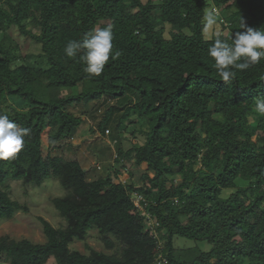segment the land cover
I'll return each mask as SVG.
<instances>
[{"label": "trees", "instance_id": "16d2710c", "mask_svg": "<svg viewBox=\"0 0 264 264\" xmlns=\"http://www.w3.org/2000/svg\"><path fill=\"white\" fill-rule=\"evenodd\" d=\"M210 8L225 13L221 39L230 42L241 19L264 29V0H0V113L29 130L23 149L0 160V224L29 213L11 196L10 181L42 187L54 179L67 191L52 200L67 227L39 218L46 242L3 236L0 258L10 264L51 258L57 264H264V116L255 111V98L264 96V60L224 83L207 54L214 37L202 33ZM109 26L119 56L89 78L83 50L68 57L64 48ZM14 31L39 54H24ZM92 101V112L105 108L97 129L117 151L110 173L91 181L78 160L52 153L83 124L69 108ZM138 125L147 127L146 141L127 154L123 133L131 128L135 137ZM126 158L145 169L140 186L115 181L134 176L123 168ZM149 220L155 234L145 230ZM91 230L109 250L114 238L121 252L70 248ZM177 239L186 242L178 246Z\"/></svg>", "mask_w": 264, "mask_h": 264}, {"label": "rangeland", "instance_id": "374dc122", "mask_svg": "<svg viewBox=\"0 0 264 264\" xmlns=\"http://www.w3.org/2000/svg\"><path fill=\"white\" fill-rule=\"evenodd\" d=\"M217 11L221 20L224 19L225 13L221 9ZM159 28L161 29L162 27L160 26ZM222 28L220 24L219 32L222 31ZM13 35L23 45L24 54L33 55L32 58L39 54L40 50L38 46H34L31 41L20 37L17 31H14ZM36 60L38 59H31V62L35 63ZM79 91L80 87L64 91V94H76ZM95 105L96 103L93 101L88 104L81 102L69 108V111L74 115L83 117V124L73 138L58 144L61 146V149L52 153L53 155H60L67 160H78L87 173V179L91 181L110 173V169L115 164L114 160L117 151L116 145L112 142V137L102 135L97 129L96 123L101 120L105 108H102L97 113L92 112L96 107ZM93 114L95 119L92 117ZM138 129L135 137L131 135V128L123 133L122 146L127 154L135 145L144 144L146 141L147 127L138 125ZM43 149L45 155L50 151L47 132L44 134ZM122 165L126 172H132L134 176L130 178L122 175L115 179V181L124 184L132 182L140 186L142 183L141 177L145 173V169L136 167L127 158L123 161ZM199 167L198 165L197 168ZM175 178H177V181H181L179 176ZM10 186V193L13 199L19 201L21 204L28 205L29 213L19 212L12 220L3 221L0 224V238L9 236L16 240L28 239L34 243H45L46 236L39 218H44L55 228L67 227V221L60 216L52 204L54 198L65 197L67 194V191L58 180L49 179L42 187L26 186L21 181H10ZM137 205H139L138 202ZM154 225L155 222L149 220L145 230L151 234H155ZM111 240L115 242L113 250H109L105 246L97 230H91L85 241H76L70 248L88 254V245L99 252L119 254L122 249L121 244L115 241L114 238H111ZM183 240H176L178 246H183V243L186 242V240ZM201 246L206 251L210 249V246L206 243L201 244ZM152 253L155 254L156 250H153ZM0 264H10V261L7 258H0ZM47 264L57 263L54 258H51Z\"/></svg>", "mask_w": 264, "mask_h": 264}, {"label": "clouds", "instance_id": "9594fccd", "mask_svg": "<svg viewBox=\"0 0 264 264\" xmlns=\"http://www.w3.org/2000/svg\"><path fill=\"white\" fill-rule=\"evenodd\" d=\"M202 33L205 38H213L207 49L217 75L224 83L233 81L238 72H246L264 60V29L248 27L241 19L240 30L230 36L229 40L220 38L219 28L222 20L216 9L204 11L202 16ZM112 27L94 28L86 34L82 42L69 41L64 48L68 57H75L83 50L80 57L85 65L83 71L91 77L100 76L110 59L115 60L119 52L113 54ZM255 111L264 116V96L255 98ZM27 128L13 122L7 114L0 113V160L14 158L24 147Z\"/></svg>", "mask_w": 264, "mask_h": 264}, {"label": "built area", "instance_id": "2783aa9c", "mask_svg": "<svg viewBox=\"0 0 264 264\" xmlns=\"http://www.w3.org/2000/svg\"><path fill=\"white\" fill-rule=\"evenodd\" d=\"M107 133H109V131H107ZM137 202L139 203V205H137ZM136 206H137L140 210H143V207L140 205L139 200L136 201Z\"/></svg>", "mask_w": 264, "mask_h": 264}]
</instances>
